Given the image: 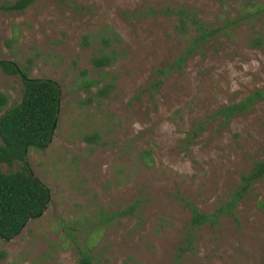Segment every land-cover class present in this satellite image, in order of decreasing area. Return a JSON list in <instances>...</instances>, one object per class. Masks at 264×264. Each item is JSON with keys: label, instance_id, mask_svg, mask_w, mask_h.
I'll return each mask as SVG.
<instances>
[{"label": "rangeland", "instance_id": "rangeland-1", "mask_svg": "<svg viewBox=\"0 0 264 264\" xmlns=\"http://www.w3.org/2000/svg\"><path fill=\"white\" fill-rule=\"evenodd\" d=\"M179 12L188 37L175 30ZM113 50L111 66L92 64ZM0 61L61 92L50 144L26 158L50 202L0 240V264H76L82 254L94 264H264V175L232 214L191 230V207L213 215L264 160V98L228 124L207 118L264 91V0H36L0 10ZM22 88L0 70L8 108Z\"/></svg>", "mask_w": 264, "mask_h": 264}, {"label": "trees", "instance_id": "trees-1", "mask_svg": "<svg viewBox=\"0 0 264 264\" xmlns=\"http://www.w3.org/2000/svg\"><path fill=\"white\" fill-rule=\"evenodd\" d=\"M35 2L36 0H16L13 4L0 6V10L3 12L24 11ZM257 8L259 10L262 7ZM177 15L178 24L175 30L178 35L184 36L188 31L189 18L183 12ZM192 21L201 27L197 20L193 18ZM200 27H197L200 33L195 38L199 42L206 37ZM189 35L190 33L186 37ZM114 40L119 41V38ZM92 41L94 40L85 35L82 46L88 48ZM100 43L105 48L111 46L109 38L104 36H100ZM252 46L261 47V39ZM190 47L192 48L193 44ZM190 51L191 49L188 52ZM116 56V51L113 50L111 55L103 53L99 57L92 58L91 62L99 68L109 67L116 61ZM28 69L30 68L22 69L14 62L0 61V70L7 75L19 77L23 84L20 101L9 108L7 107L9 96L0 92V164L11 166L14 163H20L22 165L21 170L16 172L5 173L0 170V240L4 241L13 239L27 222L41 216L50 202V190L33 175L26 158L30 150L41 151L50 144L60 113L61 92L59 85L50 79L28 77ZM98 94L105 96L107 88L99 89ZM263 98L264 91H256L240 103L219 108L207 118H219L224 124H228L232 117L242 114L253 102ZM196 135H198L197 132L194 133V136ZM97 138V134L84 137L88 143H96ZM143 159L147 165L150 164L149 153L145 152ZM263 175L264 160L254 164L250 173L241 177L243 183L240 189L213 215L200 214L197 209L191 207V230H195L205 222L214 224L217 218L225 213L232 214L234 206L245 195L251 184ZM189 241L190 239L186 241L188 246ZM76 264L94 263L88 255L82 254Z\"/></svg>", "mask_w": 264, "mask_h": 264}]
</instances>
